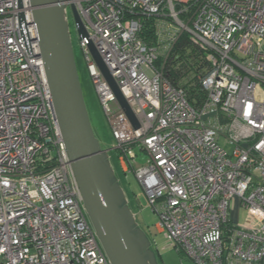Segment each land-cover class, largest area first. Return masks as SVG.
<instances>
[{
	"label": "built area",
	"instance_id": "2783aa9c",
	"mask_svg": "<svg viewBox=\"0 0 264 264\" xmlns=\"http://www.w3.org/2000/svg\"><path fill=\"white\" fill-rule=\"evenodd\" d=\"M126 172L195 264H264V0H71ZM30 0H0V264H112L54 111ZM155 17L156 43L141 37ZM70 21V17H69ZM208 51L199 107L155 66L182 33ZM92 42L138 122L120 105ZM142 160V162H141ZM247 211L245 223L233 219Z\"/></svg>",
	"mask_w": 264,
	"mask_h": 264
},
{
	"label": "water",
	"instance_id": "95a60500",
	"mask_svg": "<svg viewBox=\"0 0 264 264\" xmlns=\"http://www.w3.org/2000/svg\"><path fill=\"white\" fill-rule=\"evenodd\" d=\"M71 0H30L35 39L51 91L54 111L68 152L74 177L96 235L112 264H160L156 250L139 227L110 163L108 150L95 137L77 71L71 42L69 13L80 38H89L86 26ZM23 9V0H19ZM89 48L106 81L132 124L138 122L120 88L105 67L92 42Z\"/></svg>",
	"mask_w": 264,
	"mask_h": 264
},
{
	"label": "rangeland",
	"instance_id": "374dc122",
	"mask_svg": "<svg viewBox=\"0 0 264 264\" xmlns=\"http://www.w3.org/2000/svg\"><path fill=\"white\" fill-rule=\"evenodd\" d=\"M69 16L74 57L92 129L101 148L108 150L110 163L115 176L125 192L130 209L135 214L139 227L142 228L150 238L156 253L157 249L159 250L160 255L163 258L162 260L158 257L160 264H195L189 257L177 252L174 247L169 245L164 236L159 233L157 229V214L148 206V201L144 195L142 186L131 169L128 172L125 171L120 159L119 151L116 149V141L113 137L111 125L107 120L88 69V64L81 46L80 35L71 13H69ZM235 211L236 213L234 212V216L235 214L240 216L239 224L245 223L247 211Z\"/></svg>",
	"mask_w": 264,
	"mask_h": 264
},
{
	"label": "trees",
	"instance_id": "16d2710c",
	"mask_svg": "<svg viewBox=\"0 0 264 264\" xmlns=\"http://www.w3.org/2000/svg\"><path fill=\"white\" fill-rule=\"evenodd\" d=\"M142 39L148 44L156 42L155 17L144 16ZM208 51L192 42L189 34L182 33L170 53L159 56L155 66L178 88L185 90L188 100L199 107L205 101L207 92L204 78L211 72L212 65ZM183 255L181 252H179Z\"/></svg>",
	"mask_w": 264,
	"mask_h": 264
},
{
	"label": "crops",
	"instance_id": "0c3cea01",
	"mask_svg": "<svg viewBox=\"0 0 264 264\" xmlns=\"http://www.w3.org/2000/svg\"><path fill=\"white\" fill-rule=\"evenodd\" d=\"M235 210H239L238 208H235ZM234 210V212L236 213V211ZM240 211V210H239ZM234 212H233V219H234V221H237V222H240L239 220H240V216L238 215V214H235V216H234ZM238 212V211H237ZM153 246V245H152ZM154 249V248H153ZM157 249V248H156ZM157 255H158V257L159 258H161L162 260H163V258H162V256L160 255V252H159V250L157 249Z\"/></svg>",
	"mask_w": 264,
	"mask_h": 264
}]
</instances>
